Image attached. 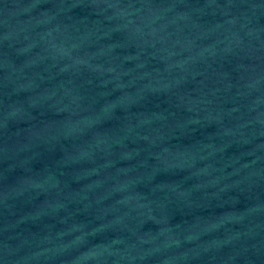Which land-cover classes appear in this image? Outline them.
Listing matches in <instances>:
<instances>
[{
    "label": "water",
    "instance_id": "1",
    "mask_svg": "<svg viewBox=\"0 0 264 264\" xmlns=\"http://www.w3.org/2000/svg\"><path fill=\"white\" fill-rule=\"evenodd\" d=\"M0 264H264V0H0Z\"/></svg>",
    "mask_w": 264,
    "mask_h": 264
}]
</instances>
